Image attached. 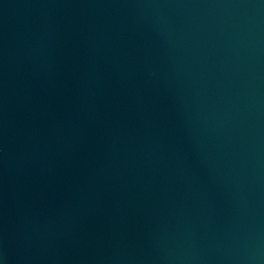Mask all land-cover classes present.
I'll use <instances>...</instances> for the list:
<instances>
[{
    "label": "water",
    "instance_id": "95a60500",
    "mask_svg": "<svg viewBox=\"0 0 264 264\" xmlns=\"http://www.w3.org/2000/svg\"><path fill=\"white\" fill-rule=\"evenodd\" d=\"M0 264H264V0H0Z\"/></svg>",
    "mask_w": 264,
    "mask_h": 264
}]
</instances>
